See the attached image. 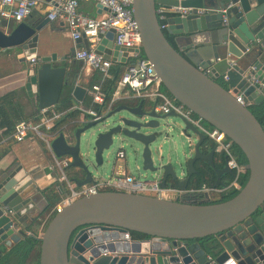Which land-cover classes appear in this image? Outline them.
Here are the masks:
<instances>
[{"label":"water","instance_id":"water-1","mask_svg":"<svg viewBox=\"0 0 264 264\" xmlns=\"http://www.w3.org/2000/svg\"><path fill=\"white\" fill-rule=\"evenodd\" d=\"M160 5L192 8L185 17L173 14L168 19L170 34L210 33L208 49L198 59L168 40L158 15ZM98 7L105 10L101 4ZM200 8L204 14H199ZM133 13L142 34L143 54L164 87L240 147L247 158L248 179L234 197L220 202L117 190L76 198L54 215L40 235V264H224L231 257L238 264H264V126L250 106L235 96L255 104L264 101V0H134ZM49 22L47 14L36 12L8 32L0 29V48L19 49L26 60L39 59L26 71L25 86L29 96L37 94L40 109L59 104L63 96L84 102L89 95V88L79 83L76 62L70 59L75 48L65 56L55 52L38 56L40 31ZM114 32L106 34L96 51L125 63L127 53L114 44ZM76 42L90 49L86 38ZM225 74L228 82L221 81ZM114 101L101 119L79 117L72 127L67 125L51 137L54 157L72 158L64 171H70L75 185L104 177L101 172L106 170L112 146L126 140L143 146L142 163L136 168L152 177L142 172L141 177L158 180L162 188L185 191L208 185L214 191L227 187L235 177L227 156L186 118L162 113L157 102L146 99L136 105L113 106ZM172 115L183 121L180 134L194 142L192 153H179L170 136L171 123L163 127ZM83 137L93 146L92 152H82ZM160 137L163 141L156 146ZM165 143L169 144L167 152ZM154 150L159 153L157 159ZM92 155L94 162H86ZM218 156L224 157L223 166ZM125 166L129 168L128 162ZM43 171L51 174L53 169L47 166ZM39 177L41 173L22 165L0 173V258L40 218L45 208L37 213V200L42 197L46 207L50 204L36 184ZM133 231L150 238L134 239ZM209 235L219 241L214 262L197 240Z\"/></svg>","mask_w":264,"mask_h":264},{"label":"built area","instance_id":"built-area-1","mask_svg":"<svg viewBox=\"0 0 264 264\" xmlns=\"http://www.w3.org/2000/svg\"><path fill=\"white\" fill-rule=\"evenodd\" d=\"M97 4H101L105 8V15L93 17L86 15L80 11V0H0V29L8 32L12 22L19 23L25 18L40 12L47 14L51 21L64 19L72 39L76 41L79 38H86L90 43V49L85 47L78 48L74 55L76 60L82 61L87 67L101 73L103 78H108L111 73L112 66L126 64L123 73L120 76L116 92L124 88L126 93L124 96H135L139 99H152L157 102V110L162 113L174 112L197 126L202 132L211 137L217 144L219 150L227 156L228 165L235 172V179L230 187L237 190L242 188L240 178L247 173V166L238 163L232 152L233 141L228 138L225 132L218 128L208 127L203 119L196 116L183 103L173 97H170L161 89V78L154 68V65L147 59L142 50V34L139 29L137 20L133 13L134 0H93ZM192 8L182 6L160 5L158 7V15L165 18L168 13L187 16ZM227 8L223 12H227ZM199 14H204L205 9L200 8ZM226 19V15H224ZM168 23L162 24V28H167ZM114 29V44L124 48L121 51L126 55V62L119 61V57L113 56L107 58L104 54L98 53L96 48L101 43L106 34ZM38 58H31L32 66L37 64ZM222 80L228 82L227 74L223 75ZM94 103L104 104L105 95L102 91L101 83H96L90 90ZM122 96V95H121ZM238 102L245 106H250L251 102H245L242 95L235 94ZM41 120L39 122H31L26 120L18 121L12 131V137L18 141H24L30 134L38 136L45 142L48 149L53 153L51 147V137L59 132H53L56 123L62 120L68 110L56 111L51 107L40 109ZM106 111L99 112L94 108H89L86 112H81L80 119L88 116L92 120L101 119ZM118 159L126 157L124 148H120L117 152ZM72 160L71 157L64 159H56L51 168L59 169L60 182H65L68 186L69 193L56 206L55 212L63 210L64 206L72 202L76 198L82 196L96 194L103 190H117L131 193L151 194L166 198L168 188H162L160 182L156 179L147 177L137 178L131 173L123 172L121 176L113 173L108 179L104 177L96 178V182L85 184L83 186L75 185L64 171L66 166ZM214 262V257L209 256ZM224 264H238L235 258L231 257Z\"/></svg>","mask_w":264,"mask_h":264},{"label":"crops","instance_id":"crops-1","mask_svg":"<svg viewBox=\"0 0 264 264\" xmlns=\"http://www.w3.org/2000/svg\"><path fill=\"white\" fill-rule=\"evenodd\" d=\"M80 11L93 17L103 16L106 13V11L100 9L98 4L93 0H80ZM15 24V22H12L9 30ZM208 34L210 33L195 32L173 35L175 36L177 45L183 52H192V56L198 59L201 51L208 49L205 47V45L210 42V35L207 36ZM82 47H84L83 44L77 43L72 39L66 21L64 19H57L49 22L40 31L37 53L38 56H42L55 52L59 56H65L70 52L71 48H75V50H77L78 48ZM70 59L76 62V71L79 74V83L89 88V95L85 98L84 102H78L72 98L73 109L86 112L87 109L92 108V104H88L87 100L89 97H91L90 90L92 86L97 82L98 72L87 67L82 61L76 60L74 58V54L70 56ZM31 67L32 64L30 59H24V55L19 49L0 48V97L9 92L18 91L27 114H33L37 112L38 109H40L38 106L37 94L35 93L34 96H29L25 86L26 71ZM119 91L120 92L117 93L118 95L113 96L112 98L115 99L114 106L124 103L135 105L138 104L136 99L139 98H136L135 96H124L123 94L126 93L124 88ZM12 118L13 116L11 113L4 117L5 120H11ZM0 132L3 133L5 131L4 129H0ZM2 137V140H0V173L7 168H15L19 165H22L25 170H29L30 172L35 170L36 172L41 173V177L36 180V184L43 191L46 199L50 202V199L44 192V189L56 182L58 170L52 168L53 172H51V174H46L43 170L47 166L51 167V165L54 164V154L50 151V149H48L45 142L34 134H30L29 137L21 142L16 141L12 137V134L6 135V133H3ZM209 138L214 144H216L211 137ZM222 154L225 155L223 152ZM126 157L121 159L124 160L123 172L126 171L130 173L129 168L125 166L127 162ZM217 160H220L219 156ZM113 173H116V168L113 170ZM234 179L235 177L231 180V183ZM231 183H229L227 187H219L218 190L214 191H210L208 185L202 189L198 187V185H194L185 191H178L174 187H169L166 192V198L182 199L186 201H217L223 196V192L234 189V187H230ZM68 191V186L65 182L64 186H59L58 195L61 197V201L69 193ZM44 202L45 201L42 197L37 200V213L41 211L42 208H45V210L43 212L41 211L42 214H40V218L35 221L32 227L27 231V234H31L33 230L39 231V236L42 234L45 224V220H42V215L47 208Z\"/></svg>","mask_w":264,"mask_h":264},{"label":"trees","instance_id":"trees-1","mask_svg":"<svg viewBox=\"0 0 264 264\" xmlns=\"http://www.w3.org/2000/svg\"><path fill=\"white\" fill-rule=\"evenodd\" d=\"M173 14L168 13L165 18L160 17L161 24L168 23V19ZM166 31V36L168 40L177 47V43L175 40V36L170 34L167 31V28L164 29ZM126 64H119L112 66L110 73L111 75L108 78H103L102 74L98 72L97 82L101 83L102 91L105 95V102L102 105L93 102L92 97H89L87 100L88 104H92V108L96 109L99 112H104L109 107L112 98L116 92L117 85L120 79L121 74L123 73ZM223 82V80H221ZM161 89L168 94L170 97H173L169 91L161 84ZM174 98V97H173ZM148 102H153L152 99H146ZM139 102V99H136ZM114 106V103H112ZM53 109L56 111H66L68 110L66 116L58 121L53 128V132H61L65 126L69 125L72 127L74 122L79 118L81 111L73 109V99L71 96H63L60 103L52 106ZM251 111L260 121V123L264 126V101L255 104L252 103L250 105ZM41 110L38 109L37 112L33 114H27L25 111V107L21 101V96L18 91L9 92L5 95L0 97V129H4L6 135L12 134L14 127L18 121L26 120L31 122H39L41 120ZM9 113L12 114L13 118L11 120H5ZM196 115V114H195ZM197 116V115H196ZM208 127L214 128L207 122H204ZM7 127V129H6ZM3 133L0 132V140H2ZM232 152L236 157L237 161L241 165H247V158L243 151L240 149L238 145L233 143ZM66 174L69 179H71L70 171H66ZM213 175V172H212ZM60 173L58 172L56 182L44 189V192L48 195L50 199V204L46 208V211L42 215V220H45V224L43 230H45L47 224L56 214L55 208L61 202V197L58 195L59 193V186H64V182L59 181ZM248 179V172L243 174L240 178L241 184L245 185ZM211 181V180H210ZM211 183V182H209ZM69 192V191H68ZM239 190L237 189H230L223 192V196L217 201H203V203L207 202H220L228 200L234 197ZM132 237L138 240H145L149 239L150 236L141 233V232H132ZM201 245L209 250L212 257L216 255V249L219 246L218 238L214 235L205 236L202 238L197 239ZM40 249H41V239L39 236V231L33 230L31 234H27L24 239L20 242L16 243L11 249H9L2 258H0V264H40Z\"/></svg>","mask_w":264,"mask_h":264},{"label":"rangeland","instance_id":"rangeland-1","mask_svg":"<svg viewBox=\"0 0 264 264\" xmlns=\"http://www.w3.org/2000/svg\"><path fill=\"white\" fill-rule=\"evenodd\" d=\"M169 122L171 123V131H170V136L173 139L174 143L177 144L178 147V152L183 153L186 152L187 154L192 153L194 151V142L189 143L188 140L185 138V136H182L180 134L181 128H183L184 123L178 116H170L168 120L164 122L163 127H166V123ZM163 139L160 137L157 142L155 143L156 146H158ZM125 149L127 153L126 160L128 162L129 166V171L132 173L134 176L137 178H143L141 177L140 173L142 172V176H147L149 178L152 177L151 173H146L145 171H139L136 166L137 164L141 165L142 163V153H143V146L139 144L138 142H135L133 140H126V141H116L114 145L112 146L110 152H109V162L106 163V170L101 172V176H104V178L108 179L112 176L113 170L116 168V175L121 176L123 174V169H124V160L118 159L117 160V152L120 148ZM169 144L165 143L164 144V152L168 151ZM93 146L89 143L87 140V137L82 138L81 142V150L82 152H92ZM154 153V158L157 159L159 156L158 151H153ZM186 157H182V162L186 161ZM86 162H94V155L86 159ZM186 168V166L184 165ZM57 169V168H54ZM59 172V169H57Z\"/></svg>","mask_w":264,"mask_h":264},{"label":"flooded vegetation","instance_id":"flooded-vegetation-1","mask_svg":"<svg viewBox=\"0 0 264 264\" xmlns=\"http://www.w3.org/2000/svg\"><path fill=\"white\" fill-rule=\"evenodd\" d=\"M210 141H211V140H210ZM211 142H212V141H211ZM212 145H214L213 142H212ZM223 158H224V157L221 156V158H220L221 160L219 161V163H220L222 166H223V164H224V162H223V161H224ZM226 161H227V159H226ZM230 182H231V181H230ZM188 201H192V200H188Z\"/></svg>","mask_w":264,"mask_h":264}]
</instances>
